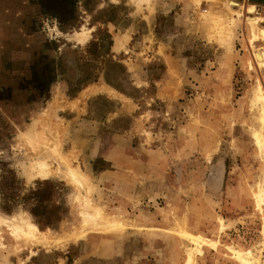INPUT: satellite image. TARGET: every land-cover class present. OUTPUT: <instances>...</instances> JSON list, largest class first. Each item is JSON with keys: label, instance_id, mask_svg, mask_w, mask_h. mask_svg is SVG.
Listing matches in <instances>:
<instances>
[{"label": "rangeland", "instance_id": "rangeland-1", "mask_svg": "<svg viewBox=\"0 0 264 264\" xmlns=\"http://www.w3.org/2000/svg\"><path fill=\"white\" fill-rule=\"evenodd\" d=\"M225 1L0 0V214L56 238L87 197L117 224L44 244L2 222L0 264H184L195 244L182 231L211 240L193 264H241L237 251L264 264V67L249 66L264 36L251 48L246 20L264 0L230 4V46L205 19ZM53 149L88 193L62 173L29 177L38 158L59 165Z\"/></svg>", "mask_w": 264, "mask_h": 264}, {"label": "bare ground", "instance_id": "bare-ground-1", "mask_svg": "<svg viewBox=\"0 0 264 264\" xmlns=\"http://www.w3.org/2000/svg\"><path fill=\"white\" fill-rule=\"evenodd\" d=\"M237 1L226 0L223 3V6L221 7L223 10H220L219 12H210L209 14H206V18H205L208 24L212 23L218 26L217 29L220 32L221 39L227 45L229 44V38L231 36L232 30H231L230 24H228L226 20V11L238 12V10L235 9V7L230 6V4L238 6L239 3ZM246 10L253 11L254 5L249 4L248 6H246ZM261 19H264V16H258V15H255V16L247 15L246 16V20L251 23L250 29H252V32H251L252 36L250 38L251 48H253L254 46L253 43L258 35L264 36V27L258 28L254 24L255 22H258ZM75 35L78 39L85 36L83 32H76ZM253 65L257 68L264 67V48L262 49L253 48L252 49V59L251 61H249V66L252 67ZM254 96H255L254 103L257 107H259L260 115H259V129L254 130L253 134L258 144V147L260 148V151L264 152V104H262V102H264V89L260 87V84H258V87H256ZM33 135L37 136L35 134ZM42 135L43 133L40 134V136ZM52 147H58V146L57 144H55ZM53 156H55L56 159H58V163L60 166H62L61 163H64L66 165V167L64 165V167L66 168L65 170H63L59 165L55 169H51L48 162L46 161V158H38L34 161H31L27 167V174H29V177L39 176V177L44 178L50 174L57 175L59 173H62L70 181H72L75 185L82 188L85 191L84 193H88L92 187V184L90 181V177H88L87 173L78 169L77 167L69 166L68 165V155H64L58 152V150L56 149H53ZM262 189L264 188H262L261 185H259L257 192H255V200L259 208L261 207L262 204H264V191H262ZM85 198H86V200H84L85 203L82 205L80 209V214H79L81 217L80 225L77 228V230L69 232L66 236L63 235V236H58L56 238H52L50 235H48L44 231H41L37 227V225L31 221L30 219L31 217L28 213L26 214L17 213L13 215L0 214V224L4 222L8 226L10 233L15 237L17 241L31 240L34 243L37 242V243H44V244H49L53 242L57 244L58 243L63 244V242H66L68 240H72V239L75 240L81 237H85L89 232L93 230L103 229V227H106L107 225L111 226L114 224L106 220L107 216H105L104 212L102 211L100 207L94 205L93 202H91V200L87 199V197ZM119 225L121 226V224ZM114 226H117V224H114ZM122 228H123V225H122ZM222 228H223V225L221 229ZM182 233L187 235L191 239L192 243L195 244L194 246L192 245L187 248L186 250L187 257L184 262V264H193L194 263V252L195 251L202 252V250L199 248L200 247L199 245L201 243H205L209 245L211 243L210 242L211 240L208 237H204L202 235H194V234L187 233L184 231H182ZM234 257H236L241 264H260L258 259L251 256L250 251L234 252Z\"/></svg>", "mask_w": 264, "mask_h": 264}]
</instances>
